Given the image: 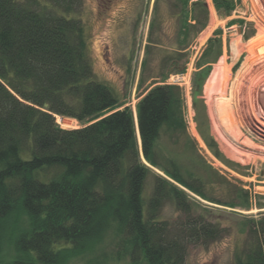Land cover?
Instances as JSON below:
<instances>
[{
    "label": "trees",
    "instance_id": "1",
    "mask_svg": "<svg viewBox=\"0 0 264 264\" xmlns=\"http://www.w3.org/2000/svg\"><path fill=\"white\" fill-rule=\"evenodd\" d=\"M178 1L186 40L190 28L206 27L208 6ZM212 3L225 15L236 6L235 0ZM80 6L81 0H0V253L10 241V264H66L116 223L119 249L131 264H185L190 244L216 241L224 228L208 221L186 191L219 204L200 181L188 182L172 159L159 161L162 130H184L181 90L153 86L135 120L95 78L83 22L73 16ZM57 115L82 126L62 128ZM166 203L184 218L160 219ZM244 224L247 236L234 264H264V211Z\"/></svg>",
    "mask_w": 264,
    "mask_h": 264
},
{
    "label": "rangeland",
    "instance_id": "2",
    "mask_svg": "<svg viewBox=\"0 0 264 264\" xmlns=\"http://www.w3.org/2000/svg\"><path fill=\"white\" fill-rule=\"evenodd\" d=\"M205 1L207 25L198 33L190 28L186 40L179 31L178 0H81L73 16L83 22L95 78L111 89L121 108L132 110L135 120L138 102L153 86L173 84L180 88L184 130H162L156 144L159 161L172 159L188 182L199 185L200 181L205 195L219 204L186 191L201 203L208 221L224 228L216 241L190 244L185 264H234V253L243 247L247 236L245 221L264 211V155L258 158L245 147L230 144L227 135L230 107L243 110L248 104L246 46L259 31L257 22L264 19V0H235L236 6L228 15L219 13L212 0ZM187 21L193 23L190 15ZM217 30L214 37L218 42L202 56L207 40ZM253 66L259 64L254 62ZM236 82L239 89L233 98ZM60 118L56 122L62 128L82 126L74 118ZM64 119L70 122L65 124ZM238 125L255 144L261 143L255 139L257 132L242 120ZM150 184L149 177L145 195ZM183 218L171 203L164 204L160 219L173 224ZM120 237L119 226L112 223L91 249L66 264H131L119 249ZM14 256L9 241L0 253V264H10Z\"/></svg>",
    "mask_w": 264,
    "mask_h": 264
},
{
    "label": "bare ground",
    "instance_id": "3",
    "mask_svg": "<svg viewBox=\"0 0 264 264\" xmlns=\"http://www.w3.org/2000/svg\"><path fill=\"white\" fill-rule=\"evenodd\" d=\"M261 4L264 5V1ZM257 24L259 31L246 46L248 57L245 65L250 70L249 87L245 93L248 104L245 105L243 110L239 108L240 111L238 107L235 109L230 107L229 132L227 135L230 144L245 147L247 151L250 150L257 154L258 158H262V155H264V19L259 20ZM254 62H257L259 66L254 67ZM238 89L239 85L236 82L231 92L233 98L237 96ZM56 118L57 120L61 119L58 115ZM239 120H242L245 125L257 132L255 139H258L261 142L260 144H255L247 136L248 134L241 131L238 125ZM62 122L68 124L70 121L64 119Z\"/></svg>",
    "mask_w": 264,
    "mask_h": 264
},
{
    "label": "built area",
    "instance_id": "4",
    "mask_svg": "<svg viewBox=\"0 0 264 264\" xmlns=\"http://www.w3.org/2000/svg\"><path fill=\"white\" fill-rule=\"evenodd\" d=\"M170 78H171V76H170Z\"/></svg>",
    "mask_w": 264,
    "mask_h": 264
}]
</instances>
